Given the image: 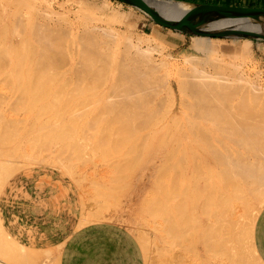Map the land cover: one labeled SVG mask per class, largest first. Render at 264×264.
<instances>
[{
    "label": "bare ground",
    "instance_id": "1",
    "mask_svg": "<svg viewBox=\"0 0 264 264\" xmlns=\"http://www.w3.org/2000/svg\"><path fill=\"white\" fill-rule=\"evenodd\" d=\"M3 1L7 2L6 0H3ZM148 1L154 7H156L158 10H160L165 16H172V15L180 14L184 10L191 7V5L189 3L182 2V1L181 2L171 1V0H148ZM8 2L6 4H8ZM13 2H11V4ZM33 2H34V0L33 1H31V0H16L15 3L17 5H14L15 3L12 4V6H13V8H15V10L19 7H22V6L17 7L18 5H23V4L28 5L29 9L27 10L26 15L24 17H21L24 15V13H23V15H21V12H24V11H21V12H19L20 16L15 15V17H14V15H13V19L15 18L14 22H13V20L10 21L8 19L10 22H13V25H12V23H11V25H9L11 27H8L5 25L3 27L0 26V31H1L0 34H2V32H3V34L4 33L7 34L8 30H11L10 36L13 34L11 36V38H9L10 40H8V41H5L2 38L3 36L5 38V34L0 38V71H1V68L3 69V71H2L3 74L1 73L2 78H0V80L2 79L4 81L5 76L11 72L12 73L10 76H12L14 79L16 77L15 71H16V73L19 72L18 74H20L21 72L25 73V71H29V73L32 72L31 75H34L33 77L29 75V78L30 79L32 78L31 79L32 82H30V79L28 78L30 86L22 87V84H24L23 82L25 80V78H23V77H25V76L28 77V75H26V73H25V76H24V75H21L22 74L21 73L20 75H21V77L23 76L22 77L23 82L21 85H19V86H21V88H20L19 86H17L18 83L14 82V81L18 80V82H20L21 77L19 78V75L17 74V79L15 78V80H13L8 75L6 78L9 77V80L11 79L10 82L11 81L14 82V83L12 82L11 84L12 85L14 84L17 86V89H16L17 91L15 90L16 87L14 85L13 86L15 88L11 87V85L9 84V88H6L5 89L6 91L3 90L4 92H2V93H4V96H2L1 92H0V97L1 96L6 97V101H8V100L9 101L10 100L11 101L12 100L17 101L18 100V102L21 101L20 103H23L22 101L25 100V97L26 96L28 97L32 93V92H30V89L36 87V85L39 86V83L41 84V81L43 78L41 73H43L44 70H45V72L47 71L46 72L47 76H48V74H51L56 79V80L54 78L51 79V76L49 75L50 80H52V81L55 80L52 84H54L57 81V79L62 81V82L59 81L56 83L58 85V91L60 90V86L58 83H60V84L62 83V85H63V88L61 87L62 92H58L57 90H55V91H57L60 94L63 93L62 98H64V99H65V97L69 98V99H70V97H74L73 99H75L77 101L76 103H79V105H80V108H79V109H81L80 113H78V111H79L78 110L77 113L79 115L77 116V113H76L74 115V117L72 116L73 119L71 117H69L68 108H65V110L66 109L68 110L67 111L68 113L66 111H64V112H66L65 115L68 114L67 116L69 118H71L72 120H74L77 127L80 126V128L82 130V132L80 130V132L82 133V136L76 140L77 141L76 144H75V142L73 144L74 145H80L81 143L82 144L87 143V147H89V148H90L89 144H92V145H95L98 147H100L99 145L103 146V144H107L108 146L111 145V147H116V149L118 148L119 149L118 153H116V155H114V153L112 154L113 157L115 156V158L112 159V156H111V159L115 162V166L117 168L116 170H118V172L120 171L119 172L120 175L121 174L123 175L125 172V169L128 170V168H130L132 166L131 169H129V171L131 172V170H133L134 172L132 171L133 173H130V172H127V173H128V175H130L129 177H131L132 179H134L137 182L131 181L132 184L134 183L133 185L131 183L129 185V182L126 183L127 184V192H125V193L131 194L130 196L132 197V199H134V198L140 199L146 193H154L155 190L152 188V186L154 187L156 184H158V186L160 188L159 183H155L158 180V177L162 178L161 175H165L164 173H166L167 170H171L172 176H170V179L173 181V182L171 181L173 183V185L171 187L172 190H164L163 188H161V190L159 189V191H156V192H158V194L163 193L162 195L165 196V199H166V196L173 195V193L178 194V195L183 193L182 197L185 196L183 198H186V199H188L190 197L187 198L186 196H188V194L184 195V193H189V194L193 193L194 195L196 193V196L198 197L199 203L201 200L199 196H201L202 193H211V194L214 193V196L216 195V200L218 198V201H217L218 203L214 200H213V202L214 203L216 202L217 204H219V209H217V211H216L218 213H215V216H214L215 221L214 222L212 221L214 224L213 227L216 229L218 228V226H222L220 224H225V223L228 224V222H230L232 217H233L230 214H232V212L233 213L236 212L237 209L239 211L241 204L246 202V206L251 205V203L248 202L249 197L248 196H246L248 198L243 197V191H245L244 195L246 194V192H248L250 194L253 193V195L252 194L251 195L253 196V198L255 197L256 201H253V207L252 206L250 207L251 210L249 211V214H247V215H249L247 218V224H249V227H250V225L252 223H254V217H255L254 215L256 214L255 212L257 211L256 209H258V206L260 207L261 205L264 204V108L262 107L264 105H261L262 102L259 103V105H261V108L260 107L258 108L257 106H259V105H256L258 103L257 102L258 100H260V101H262V99L264 100V91H263L264 89H263L262 85L258 86L260 83L259 84L257 83L256 85H255V83L253 84L254 80L252 79L253 77H251L249 75V73H248L249 71L248 72L246 71L248 73V74H246L244 71L241 70V67H240V70H238L239 66H235L234 65L235 63L233 64V63H229L230 61L229 62L226 61V57H227L226 55H229V57H230L233 52H229V53H231V55L227 52L226 53L223 52L222 54H218L219 52L221 53V50H219V45L217 44L218 42H216V40L220 39V38L219 37H208V36H202V35H192L191 37H193L194 43L189 47L188 50H185L183 52V54L176 57V56H174V53L171 52V53H169V56H165L164 51H163L165 48V45L162 44V42H157V39L151 35H150V37L148 36L149 38L146 37L145 38L146 40L144 38H141L140 35H137L135 38V32L133 31L134 27L133 28L130 27L131 24H129V26H128L129 28L124 30V31L121 28H116L114 26H111V27H103L101 25H95L94 26V22H93V26L90 25L92 23L87 22L90 25V26H88V24L85 23L86 21H88L87 15L84 17L83 16L79 17V15H78L77 18L82 17V20L81 19L76 20L77 18H75L74 20L75 21H81L82 23H84V24H82L80 22L82 24V27L84 26V28L77 27L78 22L76 24L74 23L73 25L70 26L68 22H72L73 19H72V21L68 20V17H69L68 16L66 20H67L68 25L70 26L69 27L64 22L66 16L59 14V13H63V12L56 13V11H54L53 7L51 5H49L48 8L44 6V10H47L46 12L49 11L52 14L51 13L47 14L45 11H43V9L40 12H44V13H40L37 8H39V9H41V8L40 7L36 8V5ZM46 2H47V0H46ZM2 5H4V4H2ZM38 5H41V4H37V6ZM46 5H47V3H46ZM2 7H4V6H2ZM4 8H6V6ZM24 8H26V7L24 6ZM20 9L21 8H19L17 10H20ZM7 12L5 10V14ZM14 12H16V11H14ZM14 12H12V13H14ZM53 12H55L54 15L58 14L57 18L53 17ZM9 15H11V14H9ZM59 15H61V17ZM64 15H66V14H64ZM0 16L2 17V15H0ZM62 16L64 17V19H63L64 21H62V22H64V24H66L67 26L61 25L60 19H62ZM9 17H12V15ZM7 18H8V16H7ZM58 18H60V19H58ZM88 18H89V15H88ZM57 19H58V21H57ZM92 19L93 18H91L89 20L92 21ZM0 20L2 21L3 17L0 18ZM59 20H60V22H59ZM55 21H57V22H55ZM75 21H73V22H75ZM85 24H87V26ZM0 25H2V23ZM74 25H76V28L74 27ZM212 26L213 27L233 26L236 28H245V29H249V30L264 31V30H261L259 28L260 25L258 23H255L252 20L220 21V22H218ZM101 30H103V31L101 32ZM235 39H239V38H235ZM242 39L247 40L248 43H250V41H252V40H256V39H251V38H242ZM1 40L2 41L4 40V41L2 42ZM153 41H154V43H153ZM121 44L124 45V48H122ZM248 45H251V44H248ZM161 47L163 49H160ZM15 55H17L19 58L15 61H12L13 58L16 59L15 57H17V56H15ZM12 56H13V58H11ZM235 57H237V56H235ZM240 62H239V64L244 63L243 61H242V63H240ZM236 64H238V63H236ZM4 69L6 71H4ZM238 71H241V72H238ZM4 72L5 73L7 72V74L5 75ZM46 73H44V74H46ZM1 74H0V76H1ZM39 75H41L42 78H40ZM36 76H37V78H36ZM45 76H44L45 80L46 79L48 80V77L46 78ZM18 78L20 79V81ZM47 80H46V82H47ZM50 80H49V82H50ZM6 81H8V80L6 79ZM27 82L25 85H28ZM46 82H45V84H46L45 89L46 88L49 89V85L47 87V84L49 82H47V83ZM7 83L8 82H6V84ZM42 86L43 85H41L39 87L41 88ZM53 86L52 87L50 86V88L53 89ZM6 87H8V85H6ZM45 89L39 90V91L42 90L43 93L46 92V94H44V96L39 95L38 96L39 98L37 96H36V98H34V96L31 97L32 95L29 96L30 99L34 98V100L37 99L35 101L39 102L38 103L39 105L37 106L36 105L37 103L35 101H33V103L34 102L36 103V104L32 105V108L34 106L33 110H35L36 106L38 109H39V107L40 108L42 107L40 103H43V101L40 102L41 101L40 97H41V99L43 97H45L44 98L45 100H46V98H47V100L50 99V96H48L49 98L47 97L48 91H46ZM33 90L34 89H32V91ZM35 90L38 91V87ZM37 91L35 92V93H37V95L42 93V92H37ZM49 92L51 94L52 90L50 89ZM57 92H56V94H57ZM60 94H58L59 98L56 95V98H55L56 100L52 99V98H51V100H53V101L49 100L50 102H47V100H46V103H49V104L53 102V105L52 104L50 105V106H53L52 109L50 108L51 111L53 109L55 110L54 101H57L55 103V104H57L59 102L58 99H61ZM51 96H53V98H54L55 95L53 94ZM7 98H9V99L7 100ZM27 99L29 101V98H27ZM71 99L69 100L70 103L72 101H75V100H73V99L71 100ZM9 101H8V104L11 102V101L10 102ZM61 101H64V100L61 99ZM65 101L67 102V100H65ZM253 101L257 102L255 104L256 106L253 105V103H255ZM18 102L17 103L14 102L15 103L14 104L12 101L11 104L13 103L14 106L15 105L20 106L21 104L18 105ZM4 103H5V99H4ZM26 103H28V105L26 104V106L23 104L24 107H26V108L28 106L30 107V105L33 104V103H31L29 105V102H26ZM44 103H43V106L45 105ZM59 103H58V106L61 104V103L60 104ZM70 103L68 102V106ZM74 103L72 102V105ZM8 104L6 103V105H4V109H3V107L1 108V104H0V108L2 109V110H0V146L3 147L2 146V142H4L3 140L4 139L7 140V138L5 137L6 132H10V134H11V132H13V133L15 132L14 133L15 135L18 134L17 136H20L19 134L22 133L21 135H23V133H25V131H28L32 135L30 134L31 136H29L28 133H26L28 135H24V137H26V136L29 137V138L27 137L28 141H25V142H28L27 144H25L23 141H20L21 136H20V138L16 137V139H15V137H13L16 140V142H17V138L20 139V140H18L19 141L18 143H15V140H13V138L11 137V139H9V141L11 140V142H12V140H13L14 144L11 145L10 144L11 142L9 143V142L5 141L6 143H9L12 146L11 149L10 150L8 149L9 144H7L8 150H3L2 148L0 149V152H1L0 158H5L7 156H10V153H11V155L13 153L12 158L10 156L11 159H9V161H6V160L4 161V160L0 159L2 161L1 162L2 166H1V170H0V179H1L0 182H2V186H0L1 189L3 188L5 183L7 182L6 180L9 178V176H11V175L13 176L17 173H20V174L23 173V172H20L22 169V165L28 166L26 163L22 164L24 161L22 163L20 162L22 164L21 166H19V164H18L19 161H17V165H16L12 161L13 158H14V160H16L17 158H21V159L23 158L22 160H30V161H34V162H39L40 160L42 162V160H46L43 157H41V159H40L39 158L40 156L36 155L37 152H33V153H35L36 156H38L36 158L33 157L34 154L31 155L30 152H27L28 148H29L28 147L29 144H30L29 145L30 147L32 146L31 144H37L39 142H41L39 145H42V144L44 145L43 142H45V144H46L48 139L50 137H52V135H53L54 138L53 139L50 138V139H52V142H51V144H50V142L48 143V145H47L48 148L44 145L46 147L45 149H48V152H49V155L47 153L45 155L47 157L48 156L51 157L53 160L62 161L64 159V158L62 159V157L64 155L62 156L63 150L61 152L62 147H60V145L64 140L63 137H68L70 135L69 133H71V132H72L71 133V136H72L74 131H76L75 128L72 131V129H71L72 125L70 126L64 119L63 120L65 122H63V123H65V124H63V125L59 124V122L62 120L60 118L61 114H60L59 118L57 117L58 119H61L58 122L59 125L56 123L53 125L50 123L52 121H54L55 119H51V117L49 115L46 116L44 114V112L42 113V111H44L45 109L42 110L41 113L36 112L37 114L35 115V114H32L33 112H31L32 111L31 107L30 108L28 107L29 109L24 108L25 110L23 111V113H25V114H19V116H16V115L14 116V114H11V113H13L11 109L16 108V107H14L13 105L8 106ZM11 104H9V105H11ZM6 106H8L11 111L7 108L5 109ZM64 107L65 106H63V108ZM69 107H70L69 109H74V108H71V107H73L71 105ZM76 107H77V104H76ZM44 108H46V107H44ZM18 109H20V108H18ZM20 110H18V111H20ZM22 110H23V108H22ZM50 110H49V112H51ZM59 110H61V109L59 108ZM74 110H76V108ZM45 112H47V111L45 110ZM49 112L46 114H50ZM58 112H63V110L58 111ZM72 112H73L72 114L70 112L71 115H73L75 113V111H72ZM14 113H15V111H14ZM55 114H53V115H55ZM57 114H59V113H57ZM65 115H63L64 118H65ZM68 117L66 118L67 120H69ZM48 118L51 119V122L50 121L48 122ZM55 118H56V116H55ZM74 126H75V124L73 125V127ZM69 129L71 132L68 131ZM63 133H67V135L66 134L62 135ZM14 134L10 135V136H14ZM7 135L9 137L8 133H7ZM79 135H81V134H79ZM67 139L70 140V137H68ZM43 140H46V141H43ZM70 141H72V140H70ZM78 142L80 144H77ZM15 144H17V145H15ZM69 144L72 145V142ZM3 145H5V144L3 143ZM24 145L27 146L28 148H27V150L23 149L24 150L23 151L21 148L25 147ZM33 146H35V145H33ZM41 147H43V146H41ZM35 148H37V147H35ZM72 149H73V147H72ZM72 149H70V150L72 151ZM103 149H105V148H103ZM94 150H95V148H94ZM97 150H98V148H97ZM108 150L111 151L112 149L111 150L108 149ZM64 151L68 152V150L67 151L64 150ZM31 152H32V150H31ZM85 152H86V150H85ZM105 152H103V153L105 154ZM5 153H7V154L5 155ZM69 153H71V152H69ZM80 153H81V151H80ZM72 156H70V157H72ZM74 157H75V155H74ZM53 160H51V161L53 162ZM65 160H67V159H65ZM56 161H54V162H56ZM25 162H28L30 164L29 161H25ZM135 162H136L137 166H138V164L142 163V164H140V170L138 169L139 166L136 168V165L133 164ZM45 163H47V162H45ZM56 163H58V162H56ZM50 164H52V163H50ZM94 165H95V163H94ZM59 166H61V165L59 164ZM135 168H136V170H134ZM137 169H138V171H137ZM61 171L63 172V170H61ZM115 172H117V171H115ZM168 174H170V172ZM116 175L118 177V173ZM128 175H126V176H128ZM86 176H87V174H86ZM168 177H169V175H168ZM118 178L121 179L120 177H118ZM131 178H130V180H131ZM161 178H159V179H161ZM119 179H118V181H119ZM123 180H125V179H123ZM153 181H155V182H153ZM166 181H168V180H166ZM162 182H164V180ZM162 182H161V184L163 185L164 183H162ZM153 183L155 185H153ZM111 185L113 186V184H111ZM111 185H108L109 187H104V188H108L111 190V187H112ZM128 185H129V187L130 186H132V187L129 188ZM162 185H161V187H163ZM118 186H119V184H118ZM166 186H167V184H166ZM99 187H101V186H99ZM99 187L96 188V191ZM102 188L103 187H101L100 190H98V193L100 191H102L101 190ZM108 189L104 190V193L102 191L101 193H99V195L95 191L97 193V196H95L96 194H95V192H93L95 194V195L93 194L95 196V198L96 197H98V198L96 200L94 199L96 202H90V203H92V205L88 204L89 202L85 203V204H88L87 207L90 205L92 208L88 211V209H86V206H85V210H84V211H87V213H89V215L91 217H93V216L97 217V214H98V212L100 213V210H102L101 215L104 216L103 215L104 214L103 209L107 210L108 209L107 205H110L109 204L110 198L114 199V196H113L114 192L109 193ZM156 189H158V187ZM166 189H168V188H166ZM105 192H107V193H105ZM204 195H206V194H204ZM246 195H248V194H246ZM151 196L153 197V195H151ZM160 196H161V194H160ZM126 197H128V195ZM159 197L157 199H161ZM170 197H172V196H170ZM173 197H175V196H173ZM191 197L197 198L193 195ZM210 197H213V196H210ZM120 198H121V196H120ZM162 198H164V197H162ZM193 198H191V199H193ZM204 198H206V197H203V199ZM241 198L243 199L242 200L243 202L239 203L238 200L239 199L241 200ZM82 199H80V200H82V202H84L85 199L84 198H82ZM191 199H189L190 200L189 203H191V201H192ZM213 199H215V198H213ZM161 200H164V199H161ZM244 200H245V202H244ZM193 201H195L194 203H198L197 199H193ZM193 201L191 204H189L191 211L193 210L192 213L194 212V208H192V207L196 206L193 204ZM204 201H205V199H204ZM235 201H237L236 203H239V206L237 205V207H239V208H237V207H236V209L233 208L236 206L234 204ZM148 202H150V201H148ZM177 202H181L179 198H178ZM93 203H96L95 209L93 208V205H94ZM114 203H115V201H114ZM154 203H156V202H154ZM166 203L167 202H165V204ZM207 203H209V202H207ZM207 203H205V204L203 202L201 203L202 204L201 211L203 209V206L205 205L204 207H206L205 210L207 212V209L209 208V207L207 208V206L209 204L206 206ZM220 203H221V205H220ZM143 204H144V202H143ZM173 204H175V203H173ZM192 204L194 206H192ZM80 205H81V209H82V207L84 205L83 206H82V204H80ZM177 205H180V207H181V204H177ZM177 205L175 207H177ZM244 205H242V206H244ZM147 206H149V205H147ZM160 206H161L163 211L168 207L167 206L165 208V205H163L164 206V209H163V206L162 205H160ZM155 207H157L156 204L153 206V208H151V207L150 208L154 209V211H155ZM180 207L178 206L177 209H175V210L177 211L178 208H180ZM214 207L212 209H214ZM144 208H145V206H144ZM185 208L187 209V206H185ZM216 208H218V207H216ZM169 209L170 208L166 209V210H168V212H166V211H164V212L167 213L168 216H170L167 219L168 224H170V221L172 224V220H174L172 218H175V217H172L171 214L173 216H175L174 215L175 211L173 209H171L174 212L172 211L173 213L172 212L169 213V211H171ZM187 210H185V211L187 212ZM205 210L203 209V211H202L203 214H204ZM209 210H211V209L209 208ZM209 210H208V213H209ZM231 210H235V211H231ZM163 211H161V213ZM181 211L182 210H180L179 213H181ZM189 211H190V209H189ZM198 211H200V210H198ZM142 212H144V211H142ZM150 213L147 216L150 217ZM158 213H160V211ZM185 214H188V212ZM209 214H211V213H209ZM212 214H214L213 211H212ZM162 215H163V213H162ZM192 215H193V217H195V219H197L199 217V214H198V216H194V214H192ZM85 216H87V214ZM165 216H167V215H165ZM205 216H208V215L206 214ZM209 216H211V215H209ZM160 217L162 218V216H160ZM182 217H185V216L183 215ZM186 217L189 218V216H186ZM237 217H235V218H237ZM82 218H83V216H82ZM97 218H95V219H97ZM176 218L174 220L175 222L177 221ZM178 218H180V217L178 216ZM211 218H213V216ZM229 218H231V219L228 220ZM78 219H80V218H78ZM165 219L166 218L164 217V220ZM170 219H172V220H170ZM195 219L192 218V220H191L192 223L193 222L194 223L202 222V224L201 223L200 224L196 223V224H199L200 226L202 225V232L204 231V233H202V234H205V235H203V237L206 236V234H209L210 232L212 233L213 231L214 232L216 231V230L209 231V229H210L209 227L212 226L211 224H209V226H207L208 225L207 224L206 229H205L204 224H203V223H205V221L203 220L204 218L203 219L201 218L200 220H199V218L197 220H195ZM179 220L177 221L178 223L180 222ZM186 220H187V218H186ZM209 220H210V217H209ZM232 220H234V219H232ZM237 220H239V219H237ZM241 220H239V221H241ZM160 221L161 220H159L158 222H160ZM177 222L175 225L172 224V226H171V228H173L174 230H179L178 228L175 229L176 225L178 224ZM182 222L184 223V221H182ZM232 222H230V223H232ZM235 222H236V219L233 223H235ZM164 223H165V221H164ZM159 224L161 225V222ZM163 224H162V226H163ZM180 224H181V222L179 223V226H180ZM196 224L190 223L191 226L186 225L187 227L188 226L190 227V230L188 229V232L189 231L191 232V230L193 229V231L191 232L193 234H191L190 237L194 235L196 238L201 233L198 230H196V228L199 226V225L196 226ZM215 224H217V225H215ZM237 224H238V222H237ZM239 224H240V222H239ZM193 225L195 226L194 228H193ZM238 225H237V227H240ZM186 226H183L182 228L180 227L181 231L183 233H185V235L180 234V235H182V238L183 237L185 238L186 234L188 233V232H186L187 231ZM224 226L225 225H223L221 228H223ZM2 227L3 226H1V228H0V235L2 234L1 236L5 238L9 235H6L7 233H4V230ZM165 227H167L166 224H165ZM168 227H167V229L165 228V230H164L165 233L168 230H169V233H170V231L171 232L173 231V229H171L170 227L168 228ZM213 227H211V229H213ZM231 227H233V225ZM162 228L161 229L159 228V229L163 230ZM183 228H186V231L184 230L185 232L183 231ZM203 228L206 231L203 230ZM233 229H235V228H233ZM218 230H219V228H218ZM222 230H223L222 234H224V229H222ZM181 231L180 232L178 231V232L181 233ZM225 231H226V229H225ZM190 232H189V234H190ZM172 233L175 234L174 231ZM172 233H170V234H172ZM176 233H177V231H176ZM179 233H177L178 237L180 236ZM233 233H235L234 230H233ZM170 234L166 233L165 235L169 237V236H171ZM189 234H187V237ZM213 234H214L213 237H211L212 234H209L210 237L208 235L206 237H209L213 240L216 239V240L211 241V239L208 240L206 237H204L206 240H205V242L203 241L204 242L203 244L204 245L207 244L206 246H208V247L210 246L211 248L213 246L217 248V246L215 245L216 242L218 241V239L220 241H222L221 239L224 238V236L222 238H220V236H219V238H218L217 236L219 235V233L218 234L216 233L217 235L215 233H213ZM160 235H162V234H160ZM226 235H228V233H226L225 236ZM235 235H233V236H235ZM175 236H173V237L171 236L170 239L171 238L174 239ZM177 236H176V238H178ZM227 237H225L226 239H223L226 243H224L223 241L220 243V241H219V245H220V247L222 245V248H220V249L225 248V249L229 250V252H230L234 249V248L232 249L231 247L232 246L235 247L236 244H235V242H233V243H231L232 246L227 248V246H228L227 243H229L227 241V239H228ZM238 237L239 236H237L236 240H238ZM231 238H232V236H231ZM234 238H236V236ZM5 239H8V237ZM175 239L172 240V242H174ZM187 239L188 238H186L185 241H187ZM191 239H193V237H191ZM2 240L0 239V241H2ZM11 240H12V238H11ZM240 240H241V238H240ZM7 241H9V240H7ZM190 241L192 242L193 245H196L198 243V242H194V240H190ZM196 241H197V238H196ZM6 242H1V244L4 243V245L5 244L7 245V243H9L8 244L9 246L11 244H13V243L10 244V242H7V243ZM12 242H13V240H12ZM178 242H179V240H178ZM178 242H176V244H179L181 241L179 243ZM193 242L196 244H194ZM17 243L15 246L20 244V243L19 244H17ZM168 243H170V241H168ZM182 243H183V241H182ZM201 243H202V241H201ZM237 243H239V242H237ZM173 244H175V243H173ZM183 244H179V245H183ZM6 245H5L6 249L7 248L9 249L12 246L11 251H13V252H15L16 249H19V247H17L15 250H13L14 245H11L10 247L9 246L7 247ZM185 245H186V243L184 244V246ZM188 245H189V243H188ZM188 245H186V246H188ZM193 245H192V247H195ZM239 245L240 244H238V246ZM19 246H21V244ZM229 246H230V243H229ZM2 247H4L3 244H2ZM192 247H190V248H192ZM214 247H213V249H210L211 250L210 253H212V254L214 253L213 250L216 249ZM30 248L27 250L28 252H29V250H31V252H32L33 249H30ZM229 248L232 250H230ZM235 248H238V247H235ZM8 249L6 251H1V252L6 253L8 251ZM35 249L33 252L36 256V251L38 248L36 249V251H35ZM45 249H47V248H44V250ZM204 249H206V248H204ZM217 249H219V247ZM217 249H216V251H217ZM220 249L218 250V252L220 251ZM24 250L25 249H23V253L25 252ZM38 250H40V249H38ZM194 250L196 251L197 249L195 248ZM16 251L19 252V250H16ZM191 251H193V250L191 249ZM206 251H209V250L207 249ZM224 251H222V252H224ZM235 251H236V249H235ZM239 251H240V249H239ZM33 252L31 253L32 256H33ZM23 253L21 254V256L23 255ZM38 253H39V251H38ZM44 253H45V251H44ZM175 254H176V252H175ZM179 254H178V256H179ZM194 254H196V252H194ZM25 255H26V252H25ZM165 255H166V253H165ZM229 255L230 254H228V256ZM241 255H242V253H241ZM8 256H9V254H8ZM157 256H158V254H157ZM200 256H201V253H200ZM207 256H208V254H207ZM217 256H221V255L218 254ZM223 256H224V254H223ZM228 256H227V258H228ZM25 257L27 258V256H25ZM179 257H181V256H179ZM187 257H189L188 254H187ZM175 258L177 259V256ZM198 258H200V257H198ZM202 258H204V257H202ZM220 258H222V257H220ZM233 258H234V256H233ZM30 259H32V258L30 257ZM167 259L168 258H166L165 260L167 262H169ZM178 259H180V258H178ZM212 259H213V257H212ZM198 260H200V259H198ZM206 261H208V260H206ZM228 261H230V260H228ZM240 261H242V260L240 259ZM6 262H8V261H6ZM20 262H21V260H20ZM36 262H37V260H36ZM152 262H153V259H152ZM209 262L210 261H208V263ZM1 263H3V262H1ZM160 263H158V264H160ZM163 263L166 264V262H163ZM172 263H174V262H171V264ZM219 263H220V261H219ZM227 263H229V262H227ZM156 264H157V262H156ZM178 264H179V262H178ZM201 264H202V262H201Z\"/></svg>",
    "mask_w": 264,
    "mask_h": 264
},
{
    "label": "rangeland",
    "instance_id": "2",
    "mask_svg": "<svg viewBox=\"0 0 264 264\" xmlns=\"http://www.w3.org/2000/svg\"><path fill=\"white\" fill-rule=\"evenodd\" d=\"M7 2H8V4H6L7 2H5V1H3V0H0V11L2 12H0V15H2V17H3V20L1 21L0 20V22L2 23V25H0L1 27H3L4 25L5 26H8V27H11V26H9V25H11V23H12V25H13V22H14V19H13V15H14V17H15V15H17V16H20V13L19 12H21V11H24V12H21V15H23V13H24V15L23 16H21V17H24L25 15H26V12H27V10L29 9V7H28V5H18L17 7H19V6H22V7H19V8H21L20 10H17V9H19V8H17L16 10H15V8H13V6H12V4L13 3H15V1L13 2L12 0L10 1V0H6ZM31 1H33V0H31ZM37 1V2H36ZM34 0V4L36 5V8L37 7H40L41 9H39V8H37L38 9V11L40 12L42 9H43V11H47V10H44V6L45 7H47L48 8V6L49 5H51L52 7H53V9H54V11H56V13H59V12H63V13H59V14H62L63 16H66L65 17V21L63 20L64 19V17L62 16V19H60V18H58V19H60L61 20V22H60V20H59V22L61 23V25H65V26H67L68 25V23H69V25L71 26V25H73L74 23L76 24L77 22V24H78V26L77 27H79V28H84V26L82 27V24H84V23H82L81 21H75L74 19L75 18H77L78 17V15H79V17L80 16H86L87 15V20L88 21H86L85 23H92V24H90L91 26H93V22H94V26L95 25H101V26H103V27H111V26H114V27H116V28H121L123 31L124 30H126V29H128L129 27V24H131L130 25V27H134L133 29V31L135 32V38H136V36L137 35H140L141 36V38H149L150 37V35L151 36H153L154 38H156L157 39V42H162V44H164L165 45V48H164V54H165V56H169V53H171V52H173L174 53V56H179V55H181V54H183V52L185 51V50H188L189 49V47L194 43L193 41H194V39H193V37H191L192 35H190V34H187V33H183V32H179V31H176V30H173V29H169V28H166V27H163V26H161V25H159V24H157V23H155L150 17H149V15H147L145 12H143V11H141L140 9H138L137 7H134V6H132V5H129V4H127V3H124V2H121V1H118V0H47V2H46V0ZM11 2H13L12 4H11ZM45 2V3H44ZM41 4V5H38L37 6V4ZM46 3H47V5H46ZM2 4H4V5H2ZM11 4V5H10ZM108 4V5H107ZM14 5H17L16 3L14 4ZM2 6H6V8H4V7H2ZM24 6L26 7V8H24ZM253 6L254 7H261V8H264V2H259V3H257V4H253ZM16 7V6H15ZM2 8V9H1ZM4 8V9H3ZM13 10H12V9ZM10 9V10H9ZM46 9V8H45ZM52 9V10H53ZM5 10H6V14H5ZM12 10V11H11ZM14 11H16V12H14ZM12 12H14V13H12ZM83 14H82V13ZM17 13V14H16ZM40 13H44V12H40ZM47 14L48 13H51V12H46ZM9 14H11L12 15V17H9V16H11V15H9ZM52 14V13H51ZM55 14V12H53V17L55 18H57V16H58V14L57 15H54ZM64 14H66V15H64ZM68 14V15H67ZM77 14V15H76ZM123 14V15H122ZM88 15H89V18H88ZM7 16H8V18H7ZM60 17H61V15H59ZM70 18H69V17ZM1 16H0V18H2ZM67 17H68V20H70V21H72V19H73V21H75V22H68L67 23ZM97 17V18H96ZM91 18H93L92 19V21L91 20H89V19H91ZM99 18V19H98ZM10 21H12L13 20V22H10ZM58 19H57V21H58ZM78 19H81L82 20V17L81 18H77L76 20H78ZM85 19V18H84ZM7 20V21H6ZM96 20V21H95ZM57 21H55V22H57ZM62 21H64L66 24H64V22H62ZM84 21V20H83ZM90 21V22H89ZM4 22V23H3ZM82 24H81V23ZM0 23V24H1ZM87 23V24H88ZM121 23V24H120ZM7 24V25H6ZM87 24H85L86 26H87ZM68 25V26H69ZM81 25V26H80ZM89 24H88V26H90ZM110 25V26H109ZM116 25V26H115ZM120 25V26H119ZM133 25V26H132ZM69 26V27H70ZM74 27L76 28V25H74ZM121 30V31H122ZM100 31V30H99ZM103 30H101V32H102ZM10 32V33H9ZM13 32V31H12ZM16 32V31H15ZM14 32V33H15ZM18 32V31H17ZM0 33H1V31H0ZM104 33V32H103ZM5 34V38H4V35ZM3 34V32H2V34H0V38L2 37L5 41H8V40H10L9 38H11V36L13 35H11L10 36V34H11V30H8V32H7V34L6 33H4ZM139 36V37H140ZM149 36V37H148ZM7 39V40H6ZM3 40V41H4ZM146 40V39H145ZM2 41V40H1ZM2 41V42H3ZM125 41V40H124ZM123 41V42H124ZM216 42H218L217 44L219 45V50H221V53L219 52L218 54H222L223 52H227V53H229V52H233L232 53V55H231V53H229L231 56L229 57V55H226L227 57H226V61L227 62H229V63H235L234 65L235 66H239L238 67V70H240V67H241V70L242 71H244L246 74H248L249 73V75L251 76V77H253L252 79L254 80L253 81V84L255 83V85L258 83H260L258 86H261L262 85V87H263V89H264V40H252V41H250V43H248L247 42V40H244V39H242V38H239V39H235V38H220V39H217L216 40ZM247 42V43H246ZM122 43V42H121ZM153 43H154V41H153ZM161 44V43H160ZM248 44H251V45H248ZM121 46H122V48H124V45L123 44H121ZM160 49H163L162 47L160 48ZM250 49V50H249ZM169 51V52H168ZM240 53V54H239ZM250 53V54H249ZM168 54V55H167ZM15 56H17V55H15ZM235 56H237V57H235ZM239 56V57H238ZM241 57V58H240ZM11 58H13V56L11 57ZM16 59H14L13 58V60L12 61H15V60H17L19 57L17 56V57H15ZM234 59V60H233ZM242 59V60H241ZM232 61V62H231ZM236 61V62H235ZM241 61V62H240ZM242 61L244 62V63H242ZM239 62L240 63H242V64H239ZM236 63H238V64H236ZM242 65V66H241ZM3 69L1 68V71H0V74L2 73L3 74ZM4 71H6L5 69H4ZM248 73H247V72ZM24 72V71H23ZM47 72V71H46ZM45 72V70L43 71V73H41L42 74V76H43V78H42V76L41 75H39L40 76V78H42V81H41V84L39 83V86H41V85H43L41 88L39 87V86H37L36 85V87H34V88H32V89H34L33 91H32V89H30V92H36L37 90H35V89H37V87H38V91L37 92H42V93H40V94H38L37 95V93H31L29 96H31V97H33L34 96V98H36V96L38 97L39 95L40 96H44V94H46V92H44L43 93V91L41 90V91H39L40 89H45V82H46V80H45V78H44V76L47 78L48 77V80H47V82H49V80H50V78H49V75L51 76V79H53L54 77L51 75V74H48V76H47V73ZM238 72H241V71H238ZM5 73V72H4ZM12 73V72H11ZM11 73H9V74H7V72L5 73V78L9 75V77H11L12 79H13V77L12 76H10L11 75ZM19 73V72H18ZM18 73H16V71H15V75H16V79H17V74ZM22 73V72H21ZM20 73V74H21ZM25 73H26V75H28V77L27 76H25ZM25 73H22L21 75H24L25 77H23V78H25V80H24V82H23V78L21 77V75L20 74H18L19 75V78L21 77V81H20V79H19V81L21 82H18V80H16V81H14V82H17L18 83V85L17 86H19V85H21L22 84V82L24 83V84H22V87H27V86H30V84H29V80H28V78H29V75L30 76H34V75H31L32 74V72H30L29 73V71H25ZM44 73H46V74H44ZM49 73V72H48ZM2 74H1V76H0V78H2ZM14 74V73H13ZM12 74V75H13ZM258 74V75H257ZM258 76V77H257ZM9 77L8 78H6L8 81H6V79L4 78V81L1 79L0 80V92H1V95L2 96H4V93H2V92H4V91H6L5 89L6 88H9V84L11 85V87H14L15 88V90L17 89V86L16 85H12L11 83L13 82V81H11L10 82V80H9ZM15 78L13 79V80H15ZM27 78V79H26ZM36 78H37V76H36ZM30 79V78H29ZM32 79V78H31ZM30 79V82H32V80ZM55 79V78H54ZM258 79V80H257ZM44 80V81H43ZM56 80V79H55ZM55 80H50V82L47 84V87H48V85H49V89L48 88H46L45 90L46 91H48V93H47V97L48 96H50V101H53V100H51V98L52 99H55L56 98V95H57V97L59 98V95L58 94H60V93H58V92H62V88H63V85H62V83L60 84V83H58L59 84V86H60V90L58 91V85L56 84L57 82H59V81H61V80H59V79H57V81L54 83V84H52ZM256 80V81H255ZM28 83V85H25L26 84V82ZM52 81V82H51ZM4 82V83H3ZM6 82H8L7 84H6ZM13 82V83H14ZM43 82V83H42ZM46 82V83H47ZM62 82V81H61ZM16 83V84H17ZM37 84V83H36ZM51 84V85H50ZM6 85H8V87H6ZM25 85V86H24ZM54 85V86H53ZM57 85V86H56ZM62 85V86H61ZM34 86V85H33ZM50 86L52 87L53 86V89L52 88H50ZM20 88H21V86H19ZM18 87V88H19ZM62 87V88H61ZM261 87V88H262ZM57 88V89H56ZM24 89V88H23ZM52 90V93L50 94V92H49V90ZM4 90V91H3ZM55 90H57V91H55ZM17 91V90H16ZM264 91V90H263ZM56 92H57V94H56ZM55 95L54 96V98H53V96H51V95ZM61 96H60V98L62 99V100H64V101H61V99H58V101L61 103H59L60 105L58 106V103L57 104H55L57 101H54V106H55V110L53 111H51L50 110V108L52 109V107L53 106H50L51 104L53 105V102L52 103H46V100H47V98H46V100L44 99L45 97H43L42 99H41V97H40V102H42L43 101V103L45 104L44 106H43V103H40L41 104V108L39 107V109L37 108V106L39 105L38 103L39 102H37V101H35V100H37V99H35L34 100V98H32V99H30V97L28 96H26L25 97V100L27 99V98H29V101H28V99L25 101H22L23 103H20L21 101H19L18 102V100L16 101V100H12L13 101V103L15 102V103H17L18 102V105L19 104H21L20 106H17V105H13V103L11 104V102L8 100L9 98H7V100L10 102L9 104H11V105H9L8 104V101H6V97H0V104H1V108L3 107V109H4V105H6V103L8 104V106H14V107H16V108H13V109H11L12 110V112L13 113H11V114H14V116L16 115V116H19V114H25V113H23V111L25 110V109H29L30 107H31V109H32V111L31 112H33L32 114H37L38 112L39 113H41V111L42 110H46L47 112H45V110L44 111H42V113L44 112V114L47 116V115H49L50 117H51V119H55L54 121H52L51 122V119L50 118H48V122L50 121L51 123L50 124H58V122H59V120H61L60 122L62 123H60L59 122V124L60 125H63V124H65V123H63V122H67L70 126L72 125V127H71V129H72V131L74 130V128L76 129V131H74V133L72 134V136H71V131H70V129L68 130L69 132H71V133H69L70 135L68 136V137H70V140H72V141H70L69 139H67L68 137H63V139L65 140H63V142L61 143V145H60V147H62L61 148V152H62V150H63V152H62V161H56V160H53L51 157H47L45 154L47 153L48 155H49V152H48V149H45L46 147H47V145H48V143L50 142V144H51V142H52V139L54 138L53 137V135H52V137H50V138H52V139H48V141L46 142V144H45V142H43L44 143V145L46 146H44L43 144L42 145H39L41 142H39V143H37V144H31L32 146L33 145H35V146H29L28 145V147L27 146H25V147H23V148H21L22 150L24 149V150H27V148H28V151L27 152H30V154L31 155H33L34 154V156L33 157H38V156H40L39 158L41 159V157H43V158H45L46 160H42V162H41V160L39 161V162H34V161H30V160H22L21 158H17L16 160H14V158L12 159V161L17 165V161H19L18 162V164H19V166H21L22 164H24V163H26L28 166H23L22 165V169H21V171L20 172H23V173H30V171H32V170H43V171H45V172H49L52 176H54V177H56V179H58V180H60V181H62V182H64V183H72L73 185H74V187L75 188H77V189H79V191H80V193H83V195H82V198H84L85 200H84V202H83V205H84V207L86 206L87 207V205L88 204H91L92 205V203H90V202H96L95 200L98 198V197H96L95 198V196H97V193H98V190H100V188L101 187H103L101 190L103 191V193H104V190H106V189H108V188H104V187H109L108 185H111V184H113V186L111 187V190L110 189H108L109 190V193L111 192V193H113L114 192V194H113V196H114V199H111L110 198V202H109V204L110 205H107V207H108V209L106 210V209H103V212H104V216H102L101 214H102V210H100V213L98 212V214H97V217L96 216H93L92 217V219L93 220H97V221H100V220H118V221H120V222H123V223H126V224H128V225H132V226H145L146 228H151V229H153V221H154V218H155V216H156V218L158 219V221L160 220V216H162V218H161V222H162V224L164 223V221H165V223L163 224V226L166 224V223H168V221H167V219L170 217V216H168V214L167 213H165L164 211H166V212H168V210H166V209H168V208H170L169 210H171V209H173V210H171V211H169V213L170 212H174V215L175 216H173L172 214H171V216L172 217H177L176 219H177V221L179 220L180 222H181V224H180V226L179 227H181L182 225L183 226H186V224L188 223L189 225H190V223L191 224H196V223H201L202 224V222H196V223H192V218H194L195 219V217H193V215L192 214H194V216H198V214H199V220L202 218H204L203 220L205 221V223H203V224H205V226L207 225V226H209V224H211L212 226L211 227H213L214 226V224H213V222L215 221V218H214V216H215V213H218V212H216L217 211V209H219V204H217L218 202V198H217V200H216V195L214 196V193H202V195L201 196H199L198 194V196L200 197V199L202 200H200V203L198 202V197L196 196V193H195V195L192 193H184V195L186 194H188V196H186L187 198L188 197H190V198H188V199H186V198H183V197H185V196H183L182 197V194L183 193H181V194H174L173 193V195H170V196H172V197H170L169 195L168 196H166V199H165V196L164 195H162L163 193H160L161 194V196H160V194H158V192H156V191H159V189L161 190V188H163L164 190H172V185H173V181L170 179V176H172V171L171 170H167V172L166 173H164L165 175H161L162 176V178L161 177H158V182L156 181H153V182H155V183H159V185H160V188H159V186H158V184H154L153 183V185H155L154 187L152 186V188L155 190L154 191V193H146V194H144L143 196H142V198H138V199H136V198H134V199H132V197L130 196L131 194H129V193H125V192H127V184L126 183H128L129 182V185H130V183H131V181H134V182H137V181H135L134 179H132L131 177H129L130 175H128V173L127 172H130L129 171V169H131V167L130 168H128V170H126L125 169V172H124V174L122 175H120L119 174V172H118V170H116L117 168H116V166H115V162L112 160V159H114L115 158V156L113 157V153H114V155H116V153H118V148L116 149V147H111V145H107V144H103V146L102 145H99L100 147H98V146H95V145H92V144H89V146H90V148L89 147H87V143L86 144H80L79 142L77 143V144H80V145H74L73 143L75 142V144H76V140L78 139V138H80L81 136H82V130H81V128H80V126L79 127H77V125H76V123H75V121L74 120H72L73 119V117H74V115L77 113V111H78V113H80V110L81 109H79L80 108V105H79V103H76L77 101L75 100V99H73L74 97H70V99L72 98L73 100H75V101H72L74 104L72 105V102L70 103V99L69 98H66L65 97V99L64 98H62L63 97V93H61L60 94ZM39 98V97H38ZM49 98V97H48ZM2 99V100H1ZM4 99H5V103H4ZM44 99V100H43ZM71 99V100H72ZM32 100V101H31ZM49 100H47V102H50ZM56 100V99H55ZM65 100H67V102L65 101ZM33 101H35L34 103H33ZM256 101V100H255ZM255 101H253V102H255ZM260 100H258L257 102H255V103H253V105L254 106H256V105H259V103H261L262 102V104L261 105H264V100L262 99V101H260ZM3 102V103H2ZM26 102H29V105L31 104V103H33V104H31L30 105V107L28 108H26V107H24V105L26 106V104L28 105V103H26ZM65 104H64V103ZM68 102L70 103L69 104V106L71 105V106H73V107H71V108H76V110H74V109H69L70 107L68 106ZM14 103V104H15ZM257 103V104H256ZM3 104V105H2ZM24 104V105H23ZM34 104H36L35 106H36V108H35V110H33V108H34V106H33V108H32V105H34ZM47 104V105H46ZM76 104H77V107H76ZM256 104V105H255ZM62 105V106H61ZM261 105H259V106H257L258 108L260 107L261 108ZM8 106H6L5 107V109L7 108V109H9V107ZM22 106V107H21ZM49 106V107H48ZM63 106H65L64 108H63ZM68 106V107H67ZM44 107H46V108H44ZM61 109V110H63V112H58V111H61V110H59V108ZM62 107V108H61ZM263 108H264V106H262ZM0 108V110H2ZM18 108H20V109H18ZM22 108H23V110H22ZM25 108V109H24ZM48 108V109H47ZM65 108H68V110H69V113L67 112L68 110L66 109L65 110ZM10 110V109H9ZM10 110V111H11ZM18 110H20V111H18ZM38 110V111H37ZM49 110L51 111V112H49ZM58 110V111H57ZM14 111H15V113H14ZM64 111H66L68 114H69V117H71V118H69L67 115L68 114H66L65 115V113L66 112H64ZM72 111H75V113L73 114V115H71L73 112ZM22 112V113H21ZM37 112V113H36ZM50 113V114H46V113ZM70 112H71V114H70ZM18 113V114H17ZM56 113V114H55ZM57 113H59V114H57ZM63 113V114H62ZM77 113V116L79 115ZM10 114V113H9ZM53 114H55V115H53ZM60 114H61V116L63 117H61L60 116ZM58 115V116H57ZM63 115H65V118H64V116ZM48 116V117H49ZM55 116H56V118H55ZM59 116H60V118L61 119H58L59 118ZM73 116V117H72ZM54 117V118H53ZM58 117V118H57ZM68 117V119L69 120H67L66 118ZM47 118V117H46ZM45 118V119H46ZM65 121H64V120ZM71 119V120H70ZM57 121V122H56ZM71 122V123H70ZM58 124V125H59ZM75 124V126L73 127V125ZM80 130H81V132H80ZM7 133L9 134V137H8V135H7ZM15 133V132H14ZM13 132H11V134H10V132H6V138H7V140H3L4 142H2V146L4 147H1L0 146V149L2 148L3 150H10L11 149V145L12 144H14L13 142V140H15L16 139V137H18V138H20V136H21V140L20 139H18L17 138V142H16V140H15V143H18L19 141L18 140H20V141H23L25 144H27L28 142H25V141H28L27 140V137L28 136H26V137H24V135H28L29 134V136H31L32 134L31 133H29L28 131H25V133H23V135H21V134H19L20 136H17V135H15ZM26 133H28V134H26ZM14 134V136H10V135H13ZM31 134V135H30ZM64 134H66L67 135V133H63L62 135H64ZM79 134H81V135H79ZM11 137L13 138V137H15V139L13 138V140H12V142H11V140L9 141V139H11ZM23 138V139H22ZM26 138V139H25ZM29 138V137H28ZM72 138V139H71ZM25 139V140H24ZM47 140V139H46ZM46 140H43V141H46ZM50 140V141H49ZM70 142H69V141ZM75 140V141H74ZM11 142L10 144L9 143H6V142ZM54 141V140H53ZM72 142V145H70L69 143H71ZM3 143L5 144V145H3ZM66 145H65V144ZM7 144H9V148L7 147ZM15 145H17V144H15ZM14 145V146H15ZM68 145V146H67ZM85 147H84V146ZM92 145V146H91ZM39 146V147H38ZM41 146H43V147H41ZM50 146V145H49ZM66 146V147H65ZM78 146V147H77ZM35 147H37V148H35ZM65 147V148H64ZM72 147H73V149H72ZM83 147V148H82ZM110 147V148H109ZM8 148V149H7ZM33 148V149H32ZM39 148V149H38ZM48 148V147H47ZM79 148V149H78ZM89 148V149H88ZM94 148H95V150H94ZM97 148H98V150H97ZM103 148H105V149H103ZM36 149V150H35ZM43 151H42V150ZM45 149V150H44ZM70 149H72V151L70 150ZM100 149V150H99ZM108 149H112L111 151H109ZM23 150V151H24ZM31 150H32V152H31ZM35 150V151H34ZM64 150H68V152H65ZM74 150V151H73ZM81 151V153H80V151ZM85 150H86V152H85ZM88 150V151H87ZM117 150V151H116ZM45 151V152H44ZM105 152V154L103 153V152ZM33 152H37L36 153V155H38V156H36L35 155V153H33ZM43 152V153H42ZM69 152H71V153H69ZM75 152V153H74ZM74 153V154H73ZM85 153V154H84ZM92 153V154H91ZM0 154H1V152H0ZM7 153H5V155H6ZM9 154V153H8ZM40 154V155H39ZM45 156H44V155ZM67 154V155H66ZM70 156H72V157H70ZM12 155H13V153H12ZM12 155H11V153H10V156H11V158H12ZM66 155V156H65ZM74 155H75V157H74ZM86 155V156H85ZM100 155V156H99ZM105 155V156H104ZM2 156V155H1ZM10 156H7V157H5V158H0L1 160H6V161H9V159H11L10 158ZM111 156H112V159H111ZM9 157V158H8ZM74 157V158H73ZM88 157V158H87ZM94 157V158H93ZM106 157V158H105ZM42 158V159H43ZM86 158V159H85ZM55 159V158H54ZM65 159H67V160H65ZM106 161H105V160ZM109 159V160H108ZM0 160V170H1V161ZM51 160H53V162L51 161ZM74 160V161H73ZM89 160V161H88ZM98 160V161H97ZM108 160V161H107ZM254 160V159H253ZM24 161V162H23ZM25 161H29L30 162V164L28 163V162H25ZM54 161H56V162H58L61 166H59V164L58 163H56V162H54ZM84 161V162H83ZM22 164H21V163ZM32 162V163H31ZM45 162H47V163H45ZM52 163V164H50V163ZM112 162V163H111ZM114 162V163H113ZM94 163H95V165H94ZM56 164V165H55ZM58 164V165H57ZM109 164V165H108ZM133 164H135L136 165V162L135 163H133ZM132 164V165H133ZM140 164H142V163H140ZM140 164H138V166L136 165V168L138 167V169L140 170ZM69 165V166H68ZM89 165V166H88ZM111 165V166H110ZM134 165V166H135ZM57 166V167H56ZM83 166V167H82ZM96 166V167H95ZM145 166V165H144ZM143 166V167H144ZM82 167V168H81ZM106 167V168H105ZM60 168V169H59ZM114 168V169H113ZM134 168V167H133ZM136 168L134 169V170H136ZM142 168V167H141ZM75 169V170H74ZM92 169V170H91ZM103 171H102V170ZM138 169H137V171H138ZM61 170H63V172L61 171ZM82 171V172H81ZM115 171H117V172H115ZM124 171V170H123ZM122 171V172H123ZM133 170H131V172L130 173H133L132 172ZM92 172V173H91ZM103 172V173H102ZM108 172V173H107ZM170 172V174H168ZM118 173V177H120L121 179H119L118 177H117V174ZM129 173V174H130ZM18 174V173H17ZM17 174H15V175H17ZM86 174H87V176H86ZM15 175H11V176H9V178L6 180L7 182L5 183V185L8 183V181L9 180H11ZM120 175V176H119ZM126 175H128V176H126ZM132 175V174H131ZM168 175H169V177H168ZM90 176V177H89ZM92 176V177H91ZM94 177V178H93ZM97 177V178H96ZM112 177V178H111ZM129 177V178H128ZM88 178V179H87ZM130 178H131V180H130ZM159 178H161V179H159ZM112 179V180H111ZM117 181H116V180ZM118 179H119V181H118ZM123 179H125V180H123ZM86 180V181H85ZM115 182H114V181ZM122 180V181H121ZM128 180V181H127ZM160 180V181H159ZM164 180V182H162ZM166 180H168V181H166ZM0 181H1V179H0ZM105 181V182H104ZM172 181V182H171ZM96 182V183H95ZM161 182L162 183H164L163 185L161 184ZM166 182V183H165ZM119 184V186H118V184ZM172 183V184H171ZM181 183V182H180ZM0 186H2V182H0ZM99 184V185H98ZM116 184V185H115ZM132 184V183H131ZM134 184V183H133ZM132 184V185H133ZM166 184H167V186H166ZM5 185L3 186V188L5 187ZM104 185V186H103ZM106 185V186H105ZM129 185H128V187H129ZM161 185L163 186V187H161ZM171 185V186H170ZM99 187V186H101V187H99L98 189H97V191H96V188L97 187ZM115 186V187H114ZM117 186V187H116ZM166 188H168V189H166ZM130 187H132V186H130ZM129 187V188H130ZM158 187V189H156ZM2 188V189H3ZM126 188V189H125ZM1 188H0V192H1V190H2ZM122 191H121V190ZM124 189V190H123ZM97 193H96V192ZM102 191H100L99 193H101ZM116 191V192H115ZM93 192H95V194L93 193ZM108 192V191H107ZM107 192H105V193H107ZM99 193H98V195H99ZM242 193V192H241ZM244 193H245V191H243V197H245V198H248V202H250L251 203V205L250 206H246V202H245V200H244V202L245 203H243V204H241L240 205V208L239 207H237V205L239 206V203L240 202H243L242 200V198H241V200L239 199H237L238 200V202L239 203H236L237 201H235V207H233L234 209H236V207L237 208H239V211H238V209H237V213H235L234 212V214H233V212H232V214H230V215H232L233 217H237L238 215V217H240V219H242L243 221H247V218H248V216L249 215H247V214H249V211L251 210V206L253 207V201H256L255 200V197L253 198V193H248V192H246V194H248V195H244ZM95 196H94V195ZM119 194V195H118ZM204 194H206V195H204ZM209 194V195H208ZM128 195V197H126V196ZM151 195H153V197L151 196ZM156 195V196H155ZM195 196V197H197V198H193V197H191V196ZM87 196V197H86ZM120 196H121V198H120ZM159 198H161V199H164V200H161V199H157L158 197ZM173 196H175V197H173ZM178 196V197H177ZM210 196H213V197H210ZM246 196H248V197H246ZM130 197V198H129ZM155 197V198H154ZM162 197H164V198H162ZM203 197H206V198H204L205 199V201H204V199H203ZM208 197V198H207ZM210 197V198H209ZM117 200H116V199ZM152 198V199H151ZM154 198V199H153ZM178 198L180 199V201L181 202H177L178 201ZM191 198H193V199H197V202L198 203H194L195 201H193V199H191ZM213 198H215V199H213ZM95 199V200H94ZM156 199V200H155ZM177 199V200H176ZM189 199H191L192 201H193V204L194 205H196V206H194L193 204H192V206H194V207H192V208H194V212L192 213V211H191V208L189 207L190 205L189 204H191L192 203V201H191V203H189ZM210 199V200H209ZM212 199V200H211ZM83 200V199H82ZM88 200V201H87ZM150 201V202H148V201ZM152 200V201H151ZM160 200V201H159ZM187 200V201H186ZM213 200L214 201H216L215 203L213 202ZM113 201V202H112ZM114 201H115V203H114ZM156 202V203H154V202ZM176 201V202H175ZM211 201V202H210ZM89 202V203H88ZM129 202V203H128ZM143 202H144V204L146 203L147 205H149V206H147L146 204L144 205L143 204ZM165 202H167L166 204H165ZM187 202V203H186ZM207 203V202H209V203H207L206 204V206H207V208L209 207L211 210H209V208L207 209V212H206V210H205V208L206 207H204L203 206V209L205 210V212H204V214L206 215H208V216H205L203 213H202V211H203V209H202V211H201V207H202V204L201 203ZM220 202V201H219ZM85 203H88V204H85ZM112 203V204H111ZM149 203V204H148ZM152 203V204H151ZM159 203V204H158ZM173 203H175L176 205L177 204H181V207H180V205H177V207L179 206L180 208H178V210L176 211L175 209H177V207H175L176 205L175 204H173ZM212 205H211V204ZM94 205L96 204V203H93ZM156 204V206H157V208L155 209L156 211H154V209H151V208H153V206ZM158 204V205H157ZM215 204V205H214ZM245 204V205H244ZM256 204V203H255ZM93 205V208L95 209L96 208V205L94 206ZM119 205V206H118ZM153 205V206H152ZM160 205H165V210L163 211L162 210V208H161V210H160V208H159V206ZM199 205V206H198ZM201 205V206H200ZM215 207H214V206ZM218 205V206H217ZM220 205H221V203H220ZM242 205H244V206H242ZM264 205V204H263ZM263 205H261L260 207L258 206V209H256L255 211V217H256V215H257V213L259 212V210L261 209V207L263 206ZM132 206V207H131ZM144 206H145V208H144ZM185 206H187V209L185 208ZM88 207H90V209H92L91 208V206L89 205ZM131 207V208H130ZM151 207V208H150ZM175 207V208H174ZM214 207V209H212ZM216 207H218V208H216ZM244 209H243V208ZM141 208V209H140ZM197 208V209H196ZM89 209V210H90ZM143 209V210H142ZM158 209V210H157ZM163 209H164V206H163ZM182 210L181 211V213H179L180 212V210ZM189 209H190V211H189ZM216 209V210H215ZM106 210V211H105ZM144 211V212H142V211ZM185 210H187V212H188V214H185V213H187ZM197 210V211H196ZM198 210H200V211H198ZM208 210H209V213H211V214H209L208 213ZM243 210V211H242ZM99 211V210H98ZM153 211V212H152ZM160 211V213H158ZM161 211H163L162 213H163V215H162V213H161ZM196 211V212H195ZM212 211L214 212V214H212ZM231 211H235V210H231ZM151 212V213H150ZM172 212V213H173ZM198 212V213H197ZM246 212V213H245ZM116 213V214H115ZM149 213H150V217L149 216H147V215H149ZM155 213V214H154ZM157 213V214H156ZM176 213V214H175ZM192 213V214H191ZM231 213V212H230ZM92 214V213H91ZM196 214V215H195ZM242 214V215H241ZM165 215H167V216H165ZM177 215V216H176ZM185 216V217H182V216ZM209 215H211V216H209ZM241 215V216H240ZM153 216V217H152ZM178 216L180 217V218H178ZM186 216H189V218L188 217H186ZM192 216V217H191ZM213 216V218H211ZM245 216V217H244ZM102 219H101V218ZM148 217V218H147ZM164 217L166 218L165 220H164ZM209 217H210V220H209ZM230 217V216H229ZM232 217V219H234V220H232L231 218H229L228 220H230L231 219V221L230 222H234L235 221V219L236 218H233ZM255 217H254V220H255ZM95 218H97V219H95ZM175 218H172V219H174L175 220ZM182 218V219H181ZM186 218H187V220H186ZM197 218V217H196ZM197 218V219H198ZM208 218V219H207ZM172 219H170V220H172ZM185 219V220H184ZM197 219H195V220H197ZM206 219V220H205ZM213 219V220H212ZM147 220V221H146ZM164 220V221H163ZM174 220H172L173 222H175ZM189 220V221H188ZM198 220V221H199ZM167 221V222H166ZM176 221V222H177ZM182 221H184V223L182 222ZM191 221V222H190ZM213 221V222H212ZM150 222V223H149ZM175 222V223H176ZM179 222V223H180ZM227 222V221H226ZM230 222H228V224L230 223ZM232 222V223H233ZM178 223V222H177ZM179 223H178V225H179ZM183 223V224H182ZM185 224V225H184ZM199 224H196V226L197 225H199ZM226 224V223H225ZM150 225V226H149ZM220 225H222V224H220ZM195 226L193 225V228H194ZM198 228V229H197ZM196 228V230H198V231H200L201 229H202V225L200 226H198Z\"/></svg>",
    "mask_w": 264,
    "mask_h": 264
},
{
    "label": "crops",
    "instance_id": "3",
    "mask_svg": "<svg viewBox=\"0 0 264 264\" xmlns=\"http://www.w3.org/2000/svg\"><path fill=\"white\" fill-rule=\"evenodd\" d=\"M191 1L242 6H253V4L264 2V0ZM82 195L83 193H80L79 189L75 188L72 183H64L56 179V177L52 176L49 172H45L43 170H32L30 171V173H18L11 180H9L0 192V225L3 226L2 228L4 230V233H7L6 235H9L12 238L13 242L9 236H7L8 239H5L7 237L4 238L1 236L2 234L0 235L1 240L4 238V241H0V264H156V262L157 264L160 262V264H165L163 262H166V264H171V262H174L175 264H178V262L179 264H201V262L202 264H264V205L257 213L254 223H252L250 227L249 224H247V221L241 220L240 217L236 218L235 223L222 224V226L225 225L223 228H221L222 226H218L219 230L218 228L216 229L213 227V229H211V227H209V231L216 230L215 232L213 231L212 233H209L212 234L211 237H213V233H219L217 237L219 238L220 236V238H222L224 236V238H222L221 240L226 243L223 239H226L225 237L228 236L227 238L230 239H227V241L230 243V246L229 243H227V248L231 247V243L233 242H235V244L237 245H235V247H238L235 248L232 246L231 248H234V251L229 248L230 250H232L230 251L231 253L225 248L220 249L222 248V245L220 247V240L217 238L218 243L216 242L215 245L217 246V248L219 247L220 251L225 250L226 252H218L219 249L213 246L217 249V251L216 249H214L213 252L215 254H212L210 253V249H213V247L211 248L210 246H206L207 244H203L206 240L204 237H206L207 235L209 236V234H206V236L203 237V235L205 234H202L204 233V231L202 232V229L199 231L201 232V236L198 235L196 237V241L194 235L191 236L193 237V239H191L190 237V235L193 234L191 233L193 229L191 230V232L189 231V234L188 229L190 230V227L188 226V228L186 226L187 231L186 228H183V231L185 230L189 235L187 237L186 234L185 238L183 237V239L182 235L180 234L185 235V233L181 231L178 224L176 225L175 229L178 228L179 230H174L173 228H171L172 224L175 225L176 223L172 221L171 224L170 221V224L166 223V226H169L171 229H173L175 234L172 233L173 231H170V233H172L170 234L169 230L166 233L170 234L173 237L175 235L177 236V233L181 231V233H179L180 238L178 236V238H176L175 236L176 239L174 238L175 241L172 242V240L174 239H170L171 236L168 237L165 235L166 233L164 230L165 228L167 229V227H165V225L163 227L161 221L160 225V222H158L156 216L153 221V229L146 228L145 226L140 225H128L118 220H93L89 213H87V211H84L85 207L83 206L82 200H80L82 199ZM80 204H82L83 206L82 209ZM159 208H161V206ZM86 209H88L89 211L90 208L86 207ZM84 214H87V216H85ZM237 222L238 224L240 222V224L238 225ZM186 225L189 224L187 223ZM232 225L233 227H231ZM237 225L240 227H237ZM182 227L183 226H181V228ZM204 227L206 229L205 224ZM159 228H162L163 230H160ZM205 229L203 228V230ZM222 229H224V234H222ZM225 229L227 232L225 231ZM233 230L235 233H233ZM226 233H228V235L225 236ZM233 235H235L236 238H234L235 236ZM237 236H239L238 240H236ZM209 237L206 238L210 240L211 238ZM186 238H188L189 240L187 239V241H185ZM178 240L179 242H181L179 243ZM190 240H194V242L198 243L196 244L193 242L194 244H196L193 245ZM212 240L213 239H211V241ZM6 241L10 242V244L13 243L11 244L14 245L13 250L19 247V249L16 250H19L20 253L16 250L15 252L11 251L12 246L10 245V247L8 245L9 243H7ZM168 241H170V243H168ZM182 241L183 243L185 242L186 245H188L189 243L190 246H184L185 243L183 244ZM222 241H220V243ZM236 241L239 243H237ZM1 242H6L7 245H5L7 247H10L9 249L7 248L8 251L6 253L1 252L7 250L4 243H2L4 246L2 247ZM176 242L183 245L176 244ZM16 243H20L21 246H19L20 244L15 246ZM173 243H175L176 245ZM191 244L195 247H192ZM238 244L240 245L238 246ZM29 248L33 249L32 252L35 248H38L40 250L37 249L36 251L35 249L36 256L34 252L32 256L31 250H29V252L27 251ZM44 248L47 249L44 250ZM195 248L197 249L196 251L194 250ZM23 249H25L24 251L26 252V255L25 252L23 253ZM191 249L193 251H191ZM207 249L209 251H206ZM194 252H196V254H194ZM22 253L23 255L21 256ZM177 253H180L179 256H181L182 258L179 257ZM200 253L204 258L200 256ZM217 253L221 256H217ZM227 253L230 255L228 256ZM187 254L189 257H187ZM25 256H27V258ZM29 256L32 259H30ZM176 256L177 259L180 258L181 260H177L175 258ZM233 256L235 259L233 258ZM212 257L214 260L212 259ZM166 258H168L167 260L169 262L165 260ZM240 259L242 261H240ZM206 260L210 262L208 263V261Z\"/></svg>",
    "mask_w": 264,
    "mask_h": 264
},
{
    "label": "water",
    "instance_id": "4",
    "mask_svg": "<svg viewBox=\"0 0 264 264\" xmlns=\"http://www.w3.org/2000/svg\"><path fill=\"white\" fill-rule=\"evenodd\" d=\"M145 12L153 21L163 27L190 35H202L219 38H251L264 40V31L245 28L213 27L220 21L252 20L264 30V8L254 6L212 4L191 0H171L191 5L180 14L165 16L148 0H118Z\"/></svg>",
    "mask_w": 264,
    "mask_h": 264
}]
</instances>
